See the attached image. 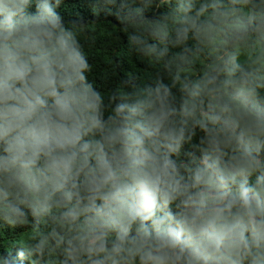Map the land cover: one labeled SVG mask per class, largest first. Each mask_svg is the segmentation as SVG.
<instances>
[{"label": "clouds", "instance_id": "1", "mask_svg": "<svg viewBox=\"0 0 264 264\" xmlns=\"http://www.w3.org/2000/svg\"><path fill=\"white\" fill-rule=\"evenodd\" d=\"M63 2L0 0V264H264V0ZM101 14L147 81L90 75Z\"/></svg>", "mask_w": 264, "mask_h": 264}, {"label": "trees", "instance_id": "2", "mask_svg": "<svg viewBox=\"0 0 264 264\" xmlns=\"http://www.w3.org/2000/svg\"><path fill=\"white\" fill-rule=\"evenodd\" d=\"M58 11L65 20L75 18L77 13L83 15L86 20L97 19L91 12L89 0H64ZM108 21L115 22L112 17L101 14L98 23L89 25L90 34L82 36L86 54L93 66L90 75L97 78L98 84L104 91L114 87L128 72L139 73L147 81L153 70L141 64L128 51L123 40L117 35L118 29ZM117 62H120L119 68ZM18 238L17 230L0 228V251L6 250Z\"/></svg>", "mask_w": 264, "mask_h": 264}]
</instances>
